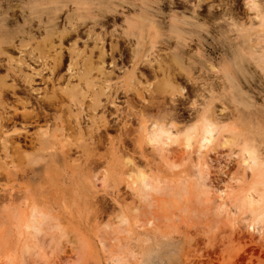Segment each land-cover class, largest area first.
Listing matches in <instances>:
<instances>
[{
	"label": "rangeland",
	"instance_id": "1",
	"mask_svg": "<svg viewBox=\"0 0 264 264\" xmlns=\"http://www.w3.org/2000/svg\"><path fill=\"white\" fill-rule=\"evenodd\" d=\"M103 1L85 0L81 8L88 7L90 17L101 8L115 11L103 19L102 29L93 30L106 32L105 50L110 41L117 43L111 83L119 86L130 72L133 47L135 76L151 87V98H145L144 105L133 93L119 91L113 105L105 103L98 111L112 123L100 141L84 137L67 154L30 155L33 128L14 137L30 160L0 167V264H112L113 250L102 249L99 239L118 227L119 218L129 230L123 264H264L259 156L264 146V29L252 21L247 0ZM37 2L0 0V39L17 38L30 26L39 31L38 18L30 14ZM69 12L56 20L60 29ZM45 13L48 18L50 9ZM7 16L14 20L6 21ZM92 25L79 28L78 47ZM68 45L63 42V48ZM6 69L4 60L1 78ZM17 86L18 95L29 92L21 83ZM5 95L13 100L10 93ZM141 102L151 116L146 123L132 115ZM204 121L214 123L216 130L211 141L202 144L197 140ZM153 124L170 133L157 147L148 144ZM187 127L190 149L183 146ZM225 139L232 141L224 145ZM245 144L257 153L250 167L242 161ZM136 168L154 184L171 189L186 182L189 174L200 177L211 205L192 194L179 203L169 197L152 203L132 190ZM150 204L158 216L147 225L143 214ZM30 211L44 220L38 235L22 229Z\"/></svg>",
	"mask_w": 264,
	"mask_h": 264
},
{
	"label": "bare ground",
	"instance_id": "2",
	"mask_svg": "<svg viewBox=\"0 0 264 264\" xmlns=\"http://www.w3.org/2000/svg\"><path fill=\"white\" fill-rule=\"evenodd\" d=\"M84 1L39 0L30 10V14L38 18L35 28H40L39 31L32 30L30 26L24 29L23 34L17 38L16 36L8 37L5 35L1 37L0 62L5 60L7 74L5 77H0V167H7L15 163L21 165L24 161L30 160V156L24 157L25 150L14 140V137L28 133L27 128H33L28 146L31 150L30 155L43 154L47 151H60L67 154L70 147H78V142L84 137H88L92 141H100L101 133L105 132L112 123L108 121L104 111L100 115L98 111L104 110L105 103L113 105V100L119 91L123 95L133 93L144 102V105L147 100L145 98H151V87L147 83H141L135 76L134 71L138 59L133 47L130 50L133 60L130 72L125 73L124 80L119 86L116 87L111 83L114 69L117 67L113 55L117 50V43L113 44L110 41L107 44L108 50H105L106 32L96 33L93 30L95 26L102 29L105 23L103 19L112 18L116 14L109 8H101L98 9L95 16L90 17L88 16L90 9L88 7L81 8L85 4ZM97 1L104 3L103 0L102 2L101 0ZM67 2L73 4L74 7L72 9L66 8L64 3ZM58 6L62 7L58 8ZM245 7L249 12H253L252 21H257V26L264 29V12L260 9L250 10L247 7V2H245ZM48 9L51 13L46 18L45 12ZM68 10L70 12L65 16L66 25L60 29L56 25V20L61 13ZM4 19L6 21L14 20L12 16L4 17ZM47 19L49 20L47 21ZM89 22L93 24L92 28L90 27L85 32L83 44L78 47L79 28L86 26ZM88 41L92 42L91 46L87 45ZM63 42H69L67 48H63ZM6 79H9L10 83H6ZM17 83L28 88L29 92H22V95H18L17 93H20L21 90H18ZM163 86H166V83ZM5 93H10L13 100L9 101L6 97L4 98ZM144 105L142 103V107L132 114L142 123L151 119V116L145 112ZM123 112H120L122 116ZM129 118H126L123 127L126 126ZM157 129L160 130L158 126ZM215 130L214 123L202 122L197 141L202 144L205 140L211 141ZM190 131L191 127L182 131L183 146L190 139ZM151 133H153V129H151ZM230 139H225L224 145L230 144L232 141ZM241 150L243 152L242 161L245 163L244 146ZM187 177L186 182L171 189L154 184L143 170L136 168L134 169L131 187L134 186L132 190L141 192L148 200H151H149L150 202L159 197H169L172 199L171 202L179 203L184 201L186 196L189 197V194H192L195 197L199 196L203 204L211 205L210 197L206 198L209 203L204 198L207 193L200 177L196 178L195 176V179L192 178L191 174ZM149 207L150 209L143 214L145 216L144 222L147 225H151L158 216L154 205L150 204ZM177 211L180 212L181 209ZM258 215L256 213L253 216L257 217ZM117 223L119 224L118 227L102 233L101 238L104 237L105 241L99 239V243L102 249L109 246V249L113 250L115 255L112 254L113 257H109V262L123 264L129 253L128 244L123 240L126 239L125 235L129 230L121 226L122 218H119ZM43 224L44 220L40 215L30 211L22 229L25 233L38 235ZM28 249L24 247V250L27 251Z\"/></svg>",
	"mask_w": 264,
	"mask_h": 264
},
{
	"label": "snow or ice",
	"instance_id": "3",
	"mask_svg": "<svg viewBox=\"0 0 264 264\" xmlns=\"http://www.w3.org/2000/svg\"><path fill=\"white\" fill-rule=\"evenodd\" d=\"M262 5H264V0H261V4L257 3V0H247V7L250 10H257L260 9L262 12H264V7H262ZM145 103H147V101H145ZM153 115H155V110L153 109ZM164 117L161 116H157V119H163ZM152 129H153V135L149 138L148 140V144H150L153 147H157L159 146L161 143H163L162 141V137L165 135L170 136V133L164 131L163 129H160L159 134H156V129H157V125L153 124L152 125ZM171 142V140H169V143ZM204 143H208L207 140L204 141ZM191 140L188 139L185 144L184 147L185 148H191ZM245 148V165L250 167L252 165H254L256 163V157H257V153L255 148H249V146L247 144L244 145ZM260 171H261V177L264 178V146H261V151H260ZM254 171V169H253ZM264 195V194H262Z\"/></svg>",
	"mask_w": 264,
	"mask_h": 264
}]
</instances>
